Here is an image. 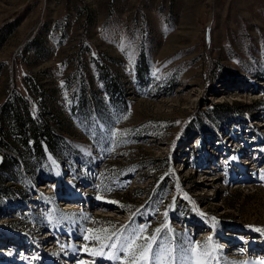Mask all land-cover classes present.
<instances>
[{
  "label": "rangeland",
  "instance_id": "1",
  "mask_svg": "<svg viewBox=\"0 0 264 264\" xmlns=\"http://www.w3.org/2000/svg\"><path fill=\"white\" fill-rule=\"evenodd\" d=\"M15 108L54 153L5 142ZM0 126V264H124L92 253L140 228L264 262V0H0Z\"/></svg>",
  "mask_w": 264,
  "mask_h": 264
},
{
  "label": "snow or ice",
  "instance_id": "2",
  "mask_svg": "<svg viewBox=\"0 0 264 264\" xmlns=\"http://www.w3.org/2000/svg\"><path fill=\"white\" fill-rule=\"evenodd\" d=\"M165 215H167L165 213ZM146 231L145 228H140L138 231L133 230V234L130 238H126V241L121 243L120 237L115 233L107 235L106 240L112 241L113 237H116L115 242L110 245H102L101 249L93 251V255H107L110 259H119L120 257L114 252L105 253L103 251L104 247H111L112 249H117L119 245V251L127 253L124 258V264H176V256L174 255V249L171 246L165 247L163 253H161L159 247H157L156 252H153L154 245H157L160 239L159 234L161 229H156V235L144 236L142 235ZM88 239V237H85ZM99 239V237H95ZM143 240L144 243H138V241ZM199 246H197L198 248ZM205 256H210V253H204ZM196 264H207V261L201 259V254L196 252ZM264 264V262H261Z\"/></svg>",
  "mask_w": 264,
  "mask_h": 264
},
{
  "label": "trees",
  "instance_id": "3",
  "mask_svg": "<svg viewBox=\"0 0 264 264\" xmlns=\"http://www.w3.org/2000/svg\"><path fill=\"white\" fill-rule=\"evenodd\" d=\"M35 40V36H33L30 39V42H34ZM29 45V44H28ZM8 100H6V102L2 105V107H5L6 105L9 104V102H7ZM233 107H230V109H232ZM14 115L15 117L13 118H5L4 122L5 124H7V131L6 134L10 137V140L5 141L6 139L3 140V138L5 136H3V134L1 135V131H0V173L4 172V173H8L13 167L14 168H21L23 166L22 163V159L20 158L21 156H19L17 154V151H15L11 156L13 157V160H10L9 164V151L8 148L3 147V142H7L9 144H11L12 146L15 145V141L17 142V140H20V142L24 145V146H29L28 142L29 140H32V145H30L31 147L33 146V148L35 149V153L36 155H38L40 158L45 159V152L43 150V147L41 145V142L44 141L47 145L48 150L51 153H54V148H53V144H52V138H51V134H50V128H48L46 125H35L34 122H31V129L30 130H25L24 128V124L25 121H23L20 118V110L19 108L14 110ZM27 119L30 120L29 115L27 116ZM1 127V126H0ZM9 139V138H7ZM15 150H20L19 148ZM21 152V151H20ZM11 172V171H10ZM16 177L13 178H9L7 180V182H11V181H16ZM3 187L5 190H8L9 187L7 185H4V183H2ZM11 187V186H10ZM2 197V196H0Z\"/></svg>",
  "mask_w": 264,
  "mask_h": 264
},
{
  "label": "bare ground",
  "instance_id": "4",
  "mask_svg": "<svg viewBox=\"0 0 264 264\" xmlns=\"http://www.w3.org/2000/svg\"><path fill=\"white\" fill-rule=\"evenodd\" d=\"M49 159H51L52 161H55V159L53 158V156L50 154L49 155ZM56 174H57V178H59L60 179V176L62 175V173L60 172V170L56 167ZM68 202V201H67ZM66 201H65V203H67ZM71 202H73V201H71ZM71 202H68V204L67 205H72L73 203H71ZM65 203L64 202H61V204H64L65 205ZM104 205V204H103ZM72 206H75V204L74 205H72ZM101 206V205H100ZM69 207H71V206H69ZM233 246V247H232ZM229 247H231V248H234V247H236V245H234V244H231ZM253 248L255 247V246H252ZM257 248V247H256ZM39 264V263H38ZM92 264V263H91ZM94 264H99V262H96V263H94Z\"/></svg>",
  "mask_w": 264,
  "mask_h": 264
},
{
  "label": "water",
  "instance_id": "5",
  "mask_svg": "<svg viewBox=\"0 0 264 264\" xmlns=\"http://www.w3.org/2000/svg\"><path fill=\"white\" fill-rule=\"evenodd\" d=\"M49 155H50V153L49 152L48 153L46 152V156H47L48 159H49Z\"/></svg>",
  "mask_w": 264,
  "mask_h": 264
}]
</instances>
